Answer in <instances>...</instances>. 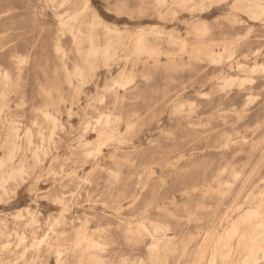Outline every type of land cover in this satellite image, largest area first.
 I'll return each instance as SVG.
<instances>
[{
    "label": "rangeland",
    "instance_id": "rangeland-1",
    "mask_svg": "<svg viewBox=\"0 0 264 264\" xmlns=\"http://www.w3.org/2000/svg\"><path fill=\"white\" fill-rule=\"evenodd\" d=\"M252 209L264 0H0V264H245Z\"/></svg>",
    "mask_w": 264,
    "mask_h": 264
},
{
    "label": "bare ground",
    "instance_id": "bare-ground-1",
    "mask_svg": "<svg viewBox=\"0 0 264 264\" xmlns=\"http://www.w3.org/2000/svg\"><path fill=\"white\" fill-rule=\"evenodd\" d=\"M243 6H246V5H243ZM246 7H248L249 10L253 13H257L260 10V6L256 3L249 2ZM73 36H74V40L77 44H79L83 40H88L91 43V47H92L91 48V54L92 55H96V54L102 53V52L103 53L108 52L109 48L101 50L96 45L97 38L93 37L92 35L84 36L82 33L79 32L77 35H73ZM139 43L143 45V39L142 38L139 39ZM99 136L104 137V133H102V134L100 133ZM248 211L239 219V221L228 223L227 232L224 235H221L217 241V243L219 244V246L221 248L227 247L230 243L232 235H234L236 232L237 226L243 225L246 223L250 224L253 221H257V223L254 224V227L257 230V232L255 234H253L252 236H243L242 237L243 242L246 246L245 250L247 251V256H248L245 264H251V262L255 259L256 255L258 253H262V255L264 256V245H263L264 244V211H262L261 209H252V210H248ZM219 256H223L224 258H228L229 255L226 253L225 254L222 253V254H219ZM60 259L61 258L59 257V260ZM59 260H58V262H59ZM59 264H61V262H59Z\"/></svg>",
    "mask_w": 264,
    "mask_h": 264
}]
</instances>
